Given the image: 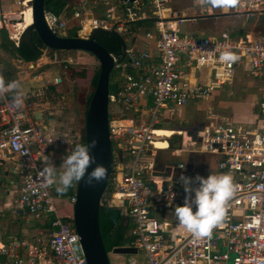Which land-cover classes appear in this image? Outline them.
Listing matches in <instances>:
<instances>
[{
	"label": "built area",
	"instance_id": "2783aa9c",
	"mask_svg": "<svg viewBox=\"0 0 264 264\" xmlns=\"http://www.w3.org/2000/svg\"><path fill=\"white\" fill-rule=\"evenodd\" d=\"M3 1L8 0H0V33L17 48L29 26L25 15L31 12L32 0H13L8 6H2ZM169 4L170 0H81L70 6L69 16L44 9L45 22L55 35L62 37L70 20L78 23L73 26L75 37L88 38L93 30L102 29L125 41L123 60L112 55L113 70L119 72L122 86L108 96L109 134L116 151L114 171L108 178V204L131 221L126 247L142 252L147 264H264V100L259 127L249 137H239L231 125L209 123L196 131L194 138L188 135L187 142L181 141L180 149L171 143L166 149L171 157L183 152L214 157L217 171L232 176L235 194L226 204L224 220L210 237L196 239L178 227L175 217L165 219L184 204L185 192L178 178L182 174L195 176L184 162H171L156 171L154 149L160 109L183 108L191 101L203 100L216 87L230 84L235 71L244 67L251 77L264 76V36L186 34L181 25L187 18L172 11ZM233 12L246 20H260L264 18V0H239ZM145 19L155 20L153 29L141 35L131 33V23ZM138 39L143 41L141 48L133 45ZM226 48L238 55L235 63L219 60ZM191 69L206 70L210 84L191 81L187 76ZM58 80L54 78L53 84ZM12 97V92L0 97V154L17 160L19 178L18 198L10 212L34 220L52 214L54 230L48 240L35 237L0 246V264H88L72 218L63 220L58 215L54 197L38 175L42 155L68 141L33 124L23 104L19 109L12 105ZM70 201L73 204L75 197ZM156 212L162 213L161 219ZM19 247L28 249V258L17 254ZM43 247L52 254L48 260ZM127 264L138 262L130 257Z\"/></svg>",
	"mask_w": 264,
	"mask_h": 264
},
{
	"label": "crops",
	"instance_id": "0c3cea01",
	"mask_svg": "<svg viewBox=\"0 0 264 264\" xmlns=\"http://www.w3.org/2000/svg\"><path fill=\"white\" fill-rule=\"evenodd\" d=\"M188 0H184L186 2ZM190 0L188 1V3ZM172 11H175L179 13V10L177 8L170 7ZM200 9V10H199ZM197 11L192 12L189 17L187 18V21L195 22L197 20L205 21L206 19H211L213 23L211 25L204 23L200 24L195 27L196 31L199 30H206L205 28H209V36H206L203 31L201 32V35L196 36H203V37H219L221 34H229L225 31L221 32H215V25L214 21L218 20L220 18H233L234 25L232 26L233 34H229L233 38H238L242 34H250L254 38H260L264 36V18H261L260 20H246L244 17L234 14L233 8L228 9H220V8H212L210 6H205L199 8ZM217 11L215 14L213 12ZM180 15L185 17V14L183 12L179 13ZM240 18L243 19V21H240ZM236 20V21H235ZM186 21V22H187ZM246 21V22H245ZM214 25V26H213ZM212 26V27H211ZM72 29L67 28L62 37H72L71 35ZM5 35V34H4ZM6 37V36H5ZM1 43V39H0ZM134 47L141 48L143 46V41L141 39L136 40V42L133 44ZM45 51H39L42 54L38 57L35 63H27L18 58L17 56L10 55L1 45H0V67H1V75L5 81H9L10 77L7 76L9 73L13 77L11 80H18L20 83H32V82H43V91L42 92H35L30 89V87L26 86L25 88L20 89V93L22 96L23 101V107L25 108L29 120L44 129L45 133L48 135L53 136H63L66 137L67 143L63 146H53L49 149V152L47 154L48 157H50L51 162L55 165V167L58 169L62 164V158L67 155V153H70L72 148L74 147V143L77 140L76 133L73 134V128L69 126L67 123V117L62 116L64 113V102L62 101V97L58 96L61 95L63 92V88H65V84H67V72L66 70L68 68H72V60H77L78 57H80L82 51H77L76 54L73 56V59L71 57H68L64 60H62L58 64V72L64 76L63 78H58V84H53V81L50 82L49 80L43 79V76L40 75V73H37L40 69H43V74H47V70L51 67L53 63L56 62V55H53V59L51 58V61H47L45 59ZM66 62L68 67L63 66L62 64ZM238 69L235 71L234 77L231 80V83L228 84V87L233 88L234 86V79H238L237 85H240L242 83V80L239 78L240 75L243 73L246 77H251L248 73L246 68L244 67V70ZM46 70V71H45ZM75 74L81 73L80 69H77L73 67L71 69ZM72 72V75H73ZM20 75V76H19ZM187 76L191 79V81H194L198 84L203 85H209L210 84V78L208 75V72L206 70H197V69H191ZM19 77V78H18ZM57 78V77H54ZM86 78H88V75H86ZM253 78H261V77H253ZM90 81V80H89ZM73 82L76 84V86H79L80 80L77 78H74ZM239 83V84H238ZM248 86L253 89L255 93H258L261 95L259 99H257V96L252 94L250 97L246 95L245 97H249L248 99H252V108L246 111L245 116H241L237 113L234 114L233 117L228 118L223 116H216L214 119H211V121H208L204 124H202L197 130L201 129L203 126L208 125L209 123H224L231 125L234 127V129L237 131V134L241 138H247L250 136L252 132L258 129L259 123H260V104L264 100V88L257 87L255 83H243L242 86H237L235 88L236 92L238 93V96L241 99V93L246 92L247 88L245 89V86ZM64 86V87H63ZM221 87H216L213 91L218 92L216 95H209V97L198 100V101H204L206 99L215 100L217 101L218 105H230L232 107L236 106L238 107L240 104L239 101H229V100H221L218 98L219 91ZM244 88V89H243ZM235 92V91H234ZM233 92V93H234ZM232 92H230V95ZM14 93H12V96ZM28 96H31L28 99ZM60 98V100L58 99ZM244 97V98H245ZM218 98V99H216ZM250 102V101H248ZM245 106V103L241 104ZM247 105V103H246ZM190 106L188 104L186 107ZM196 106V105H195ZM177 108V107H168L163 110L165 112L162 114L161 120L159 119L158 124L156 125L157 130L158 129H165L164 126L169 122L171 119L178 121V123L181 126H184V124H187L185 121V116L187 114H191L190 112L186 113L185 108ZM178 109L181 112H178L176 115V111L174 110ZM237 109V108H236ZM235 109V111H236ZM186 113V114H185ZM174 117V118H173ZM158 126V127H157ZM177 129L174 130L179 134V132L186 133V137L179 135L181 137V141L183 143L187 142L188 140V132L186 128L183 127H176ZM196 129L194 131H197ZM187 131V132H185ZM167 134V133H166ZM193 136V131L191 133ZM185 136V135H184ZM175 138H179L178 135L174 136ZM183 139V140H182ZM173 143L171 147L174 148V141L171 140ZM179 145V144H178ZM15 158H3L0 154V173L2 174L0 178V246H6L10 247L12 242H17L21 240H31L35 237L42 238L44 240H48L51 231L54 229L49 225V221L51 216H43L42 218L38 220L30 219V218H18L15 215H13L10 212V209L14 206L17 198H18V190H19V178L18 174L15 172V164H16ZM183 162L187 166V169L191 172L193 176L200 175L203 177H207L211 173L217 174L220 173L216 169V163L217 159L205 154L200 153H192L190 152L187 154V156L183 157ZM156 169V168H155ZM56 185L50 186L49 190L52 193L54 197V206L58 213V215L63 220H69L72 218V212H73V204L70 201V196H65L64 193L60 194L56 191ZM76 192V189H75ZM75 197V194L74 196ZM155 216L159 219L162 218V213H155ZM53 217V215H52ZM165 219L172 221L174 219L173 213H167ZM42 250L45 253V258L48 260L52 254L48 247H43ZM17 254L20 255L23 258H28L27 253L28 249L19 247L16 250ZM110 264H127V262L130 259V256H119L112 252L111 255L108 254ZM112 258V260H111Z\"/></svg>",
	"mask_w": 264,
	"mask_h": 264
},
{
	"label": "water",
	"instance_id": "95a60500",
	"mask_svg": "<svg viewBox=\"0 0 264 264\" xmlns=\"http://www.w3.org/2000/svg\"><path fill=\"white\" fill-rule=\"evenodd\" d=\"M44 1L32 0L31 14L32 24L27 26L19 39V45L24 44L36 56L42 53L34 48L31 34L34 31L46 49L53 51H82L91 54L99 65V74L96 87L89 96V102L84 108V143L87 145L92 139L97 140V145L92 149V155L96 157L97 163H102L107 168V175L104 181L93 187L88 186L83 180L78 182L73 203L72 223L79 235L82 251L88 264H110L108 254L105 251L99 228V207L101 197L106 189L108 178L114 165L112 145L109 134L108 96L109 78L113 70V56L102 46L95 42L99 36L107 39L119 37L117 34L95 29L88 38L61 37L55 35L47 26L44 19ZM123 2H135L138 0H120ZM122 50L125 48L121 40ZM53 59L54 57L51 56ZM183 129V128H182ZM198 131V130H197ZM188 132V135L195 137L196 131ZM174 137V136H173ZM179 139L181 137L178 135ZM170 144V138H166ZM181 143L176 147L180 149ZM155 156L156 171H161L165 165L171 162H183L187 153L179 157L169 156L170 151L157 150ZM95 167V164L92 165ZM88 171H91L89 168ZM112 252L119 256H133L137 254L135 248L117 247Z\"/></svg>",
	"mask_w": 264,
	"mask_h": 264
},
{
	"label": "clouds",
	"instance_id": "9594fccd",
	"mask_svg": "<svg viewBox=\"0 0 264 264\" xmlns=\"http://www.w3.org/2000/svg\"><path fill=\"white\" fill-rule=\"evenodd\" d=\"M193 2L201 7L228 9L236 7L239 0H193ZM238 59V55L227 48L219 55V60L227 64L235 63ZM20 89V81L5 82L0 76V97L9 92L14 93L12 105L17 109L23 103ZM96 145V139H92L87 145L76 144L71 152L62 158V164L58 169L50 157L42 155L43 167L38 175L44 186L56 185V191L63 194L81 180L90 187L104 181L107 168L104 164L96 162V157L91 151ZM93 164L95 167H92ZM89 168L91 171H88ZM178 182L185 192L184 204L175 207L173 212L178 227L187 230L196 239L210 237L212 230L224 220L226 204L235 194L236 186L232 176L227 173H211L207 177L200 175L189 177L182 174Z\"/></svg>",
	"mask_w": 264,
	"mask_h": 264
},
{
	"label": "rangeland",
	"instance_id": "374dc122",
	"mask_svg": "<svg viewBox=\"0 0 264 264\" xmlns=\"http://www.w3.org/2000/svg\"><path fill=\"white\" fill-rule=\"evenodd\" d=\"M69 1V5L73 6V5H77L81 0H68ZM189 1V0H188ZM188 1L184 2V0H170V4L169 7H174L177 8L179 10L180 8V12H183L185 14V18L191 17L190 15L192 14V12L197 11L200 6L194 4L193 0H190V2L188 3ZM13 0H8V1H3L2 2V6H8L10 4H12ZM200 10V9H199ZM217 11L213 12V14H215ZM236 21V20H235ZM240 21H243V19L240 18ZM246 22V21H245ZM207 23L209 25H211L213 23V21L211 19H206L205 21H201V20H197L195 22L192 21H187L186 23L181 25V31L186 33V34H192V35H201V32L203 31V33L206 36H209V28H205L206 30H199L196 31L195 27L200 25V24H204ZM234 20L233 18H220L219 21L216 20L214 21V25H215V32H221V31H225L229 34H233L232 30V26L234 25ZM78 23L75 21H68V26L67 28L72 29L73 26H76ZM213 25V26H214ZM212 27V26H211ZM58 36H61L58 34ZM2 38V35H0V39ZM126 44L129 45L130 40L129 38L126 39ZM77 51H53L50 49H46L45 51V59L47 61H51V56H53L54 54L56 55V62L53 63L51 65V67L49 68V70H47V74H43V69H40L37 73L34 72L35 74L40 73V75L43 76V79L49 80L50 82L53 81L54 77L57 78H63L64 76L62 74H60V72H58V64L68 58L71 57L73 59V56L76 54ZM66 63V62H64ZM67 65V64H66ZM72 68L75 67L77 69H82L80 72L81 73H74L70 68H68L66 70L67 72V84H65V88H63V92L61 93V95H58L60 97H62V101L64 102V113L62 116L67 117V123L69 124L70 127L73 128V134L76 133V137L77 140L79 141L82 137V135H84V105H85V101H86V97L90 94V86H89V80L92 77L93 72L97 69L98 65V61L91 55H89L86 52L81 53L80 57H78V59L76 60H72ZM244 70V68L242 69ZM46 71V70H45ZM73 72V75H72ZM86 75H88V78H86ZM20 76V75H19ZM241 77H239L242 80V83L240 85H237V81L238 79H234V86L228 87L227 85L223 86L219 91V95L218 98L219 99H223V100H229V101H239L240 104L238 107L234 106H230V105H218L217 101L215 100H210L206 99L204 101H191L189 104L190 106L186 107L184 111H186V113L190 112L191 114H187L185 116V121L187 124H184V126H181L178 121L171 119L169 122H167V124H165L164 128L165 129H161L160 132L162 133H167L166 135H168V138H170L171 140L174 141V145L177 147L178 144L181 142V139H177L173 136L174 134H177V132H175L174 130H176V127H181V128H186L187 131H194L195 129L197 130L202 124L211 121V119H214L216 116H225L228 118H231L234 116L235 113L241 115V116H245L246 111L252 108V99H248L252 94L257 96V99H259L261 97L260 94L255 93L253 91L252 88L248 87L247 85L244 87L245 89L247 88L246 92L241 93L240 95L242 96L241 99L238 96L239 92H236L235 88L237 86H242L243 83H255V85L257 87H261L264 88V76H260L261 78H253V77H246L243 73L240 75ZM19 78V77H18ZM74 78H77L80 80V84L79 86H76V84L73 82ZM239 84V83H238ZM26 86L30 87L31 90L35 91V92H42L43 91V82H32V83H22L21 84V88H25ZM64 87V86H63ZM243 88V89H244ZM235 91V92H234ZM230 92H232V94L230 95ZM234 92V93H233ZM218 94V92L213 91L212 95H216ZM246 95H248L249 97H245ZM245 97V98H244ZM216 98V99H218ZM58 99L60 100V98L58 97ZM250 101V102H248ZM245 103L244 105H241ZM247 103V105H246ZM196 105V106H195ZM237 108V109H236ZM236 109V111H235ZM174 110V109H173ZM176 111V115L178 114V112H181V110L179 111L178 109L174 110ZM165 112V110L160 109L159 113H158V119L161 120L162 114ZM252 112H253V108H252ZM185 113V114H186ZM174 118V117H173ZM185 131V132H187ZM180 135H183V137H186V133H182L179 132ZM183 140V139H182ZM77 142V141H76ZM174 146V147H175ZM155 149L157 150H166L169 147L168 142L166 143H155ZM115 151V150H114ZM112 151V153L114 152ZM114 158V156H113ZM115 163H116V151H115V159H114ZM2 174L0 173V178ZM46 216H51L52 218V214H47ZM50 218V219H51ZM129 226L130 228L132 227V223L131 221H129ZM112 252L109 253V255H111ZM131 258H134L138 264H147L144 254L142 252H138L136 255L130 256ZM112 260V258H111ZM110 261V260H109Z\"/></svg>",
	"mask_w": 264,
	"mask_h": 264
},
{
	"label": "trees",
	"instance_id": "16d2710c",
	"mask_svg": "<svg viewBox=\"0 0 264 264\" xmlns=\"http://www.w3.org/2000/svg\"><path fill=\"white\" fill-rule=\"evenodd\" d=\"M44 9L50 10L56 14H63L67 13L69 16L70 5L68 0H45L44 1ZM155 20L154 19H145L131 23L130 31L131 33H140L144 34L148 31H151L154 27ZM2 35L0 45L10 54L13 56H17L21 60L27 63H35L38 57L34 55L24 44L19 45L17 48L14 47L5 37L4 33L1 32ZM72 37L77 36L75 29L72 28ZM31 40L33 41L34 48L37 51L46 50L45 46L39 40L37 34L33 31L31 34ZM125 42L121 37H112V38H105L103 36H99L95 39V42L102 46L109 54L113 55L117 61H122L123 59V50H122V43ZM89 54V53H88ZM91 55V54H89ZM92 56V55H91ZM65 67H68L66 63L62 64ZM9 73L7 76L10 77L9 81L13 77ZM99 74V66L93 72L92 77L89 81L90 86V94L86 97L84 108L87 106L89 102V96L92 94L94 88L96 87L97 80ZM5 81V82H9ZM122 86V78L118 71L113 70L110 74L109 78V94L116 93L120 90ZM158 127V126H157ZM76 144H84V135H82L81 139L75 142L73 145ZM112 151H114V144L112 143ZM113 156L115 159V151L113 152ZM114 168L112 169V173ZM111 173V175H112ZM111 175L109 177H111ZM110 179V178H109ZM78 182L74 183V185L64 193L65 196L73 197L75 194V189L77 187ZM109 180L107 182L106 189L101 197L100 200V207H99V228L100 234L102 237L103 245L107 254L112 252L114 248L117 247H124L128 245L130 242L129 237V220L125 218L119 208H115L114 206H110L108 204L109 200ZM54 221V217H52L49 221V225L52 227V222Z\"/></svg>",
	"mask_w": 264,
	"mask_h": 264
},
{
	"label": "bare ground",
	"instance_id": "6f19581e",
	"mask_svg": "<svg viewBox=\"0 0 264 264\" xmlns=\"http://www.w3.org/2000/svg\"><path fill=\"white\" fill-rule=\"evenodd\" d=\"M32 14H31V12H30V10L26 13V15H25V23L27 24V25H30V24H32V16H31ZM160 130L161 129H158V130H156V136L159 138V139H157L155 142H154V146H155V143H166L167 142V140H166V138H168V135H166L165 133H162V132H160ZM154 149H155V147H154ZM161 150V149H160Z\"/></svg>",
	"mask_w": 264,
	"mask_h": 264
},
{
	"label": "flooded vegetation",
	"instance_id": "af4514ba",
	"mask_svg": "<svg viewBox=\"0 0 264 264\" xmlns=\"http://www.w3.org/2000/svg\"><path fill=\"white\" fill-rule=\"evenodd\" d=\"M170 143H171V146H172L173 143L171 141H170Z\"/></svg>",
	"mask_w": 264,
	"mask_h": 264
}]
</instances>
